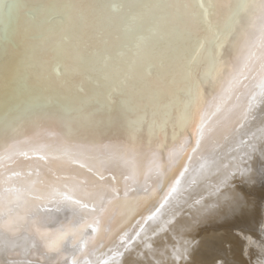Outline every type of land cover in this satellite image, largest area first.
I'll list each match as a JSON object with an SVG mask.
<instances>
[{
    "label": "bare ground",
    "instance_id": "obj_1",
    "mask_svg": "<svg viewBox=\"0 0 264 264\" xmlns=\"http://www.w3.org/2000/svg\"><path fill=\"white\" fill-rule=\"evenodd\" d=\"M163 2L168 0H0V129L8 121L18 133V139L30 141L20 148V152L27 155L0 161V172H4L5 177L11 176L12 172L20 174L7 184L0 182V195L5 188H23L31 182H35L36 188L32 196H21L19 201L12 203L13 224L7 229L3 226L7 217L0 202V264H86L97 257L104 264H217L222 258L226 259L222 264H247L239 257L232 258L224 249L211 253L213 249L210 248L208 253L207 247L212 240L216 241V246L224 243L225 235L230 233L227 229L230 223L223 220L224 217L249 219L256 213V198L260 199L264 187V99L257 97L249 108L252 92L258 91L256 81L251 79L228 94L225 112L221 114V118L227 117L226 130L222 128L213 141L205 145L206 153L196 154L189 172L181 177L179 192L167 202L161 200L163 193H160L154 198L155 206L141 212L131 224L128 221L135 212L118 217L114 237L104 233L88 239L93 237L89 228L80 236L84 241L83 250L72 246L71 234L57 246L49 247L59 231L77 228L83 217L74 214L67 204L54 202L41 203L40 207L45 210L39 214L33 210L34 198L44 185L57 176L75 174L58 171L59 162H51L50 157L58 154L56 150L66 138L70 118L80 114L79 105L74 103V97L80 95V87L91 92L97 78L102 80L105 73H113L122 62H135L140 58L136 38L147 34L152 18L130 6ZM247 2L258 4L259 0ZM97 3L108 7L105 11L51 7ZM257 14L256 9H250L244 14V23L235 29L228 47L230 64H235L238 59L242 61L246 40L258 35L248 24L249 18ZM163 41V33H157L151 43L159 48ZM211 41L209 37V46ZM116 49L122 51V58H117L108 67L97 62L98 54H108ZM54 57L61 61V73L65 72L66 66L71 70L69 76L56 75L52 64ZM227 77L228 72H224L220 79L225 82ZM218 91L202 90L206 105ZM173 92L174 96L170 94L163 102L173 105L169 114L175 118L179 115L175 108L181 98L179 84ZM95 142L112 144L113 150L120 145L135 144L141 153L136 160L141 185L149 173L151 155L148 146L156 150L157 143L163 145L157 151V156L162 157L157 163L165 165L168 151L179 147V141L173 143L171 126L166 135L157 137L149 133L146 124L131 136L112 129ZM39 145L49 146L52 150L48 158L40 159L45 153L31 150ZM205 157L212 163L198 173ZM79 178L83 180L85 176L81 174ZM148 183L159 190L160 181L154 174ZM123 191L121 180V195ZM156 208L160 211L152 216ZM136 221L140 223L136 224ZM219 222L222 224L216 226ZM125 224L127 227H123ZM133 224H136L135 230H131ZM37 229L49 235L42 238ZM125 232L128 235L121 240ZM239 246L234 249L239 250ZM206 252L212 257L206 256Z\"/></svg>",
    "mask_w": 264,
    "mask_h": 264
},
{
    "label": "snow or ice",
    "instance_id": "obj_2",
    "mask_svg": "<svg viewBox=\"0 0 264 264\" xmlns=\"http://www.w3.org/2000/svg\"><path fill=\"white\" fill-rule=\"evenodd\" d=\"M51 7L105 11L108 5L97 3ZM130 7L152 18L147 34L136 38L140 58L135 62H122L113 73H105L102 80L97 78L91 92L80 87V95L74 97L80 114L70 118L66 138L56 150L58 154L50 157L51 162H59L58 171L75 174L57 176L44 185L34 198L33 210L37 214L45 210L40 207L41 203L54 202L57 205L67 204L72 207L74 214L83 217L77 228L59 231L49 247L57 246L71 234L72 246L83 250L84 241L80 236L86 229L90 228L93 234L88 239L104 233L114 237L118 217L124 213L135 212L128 221L131 224L137 215L155 206L154 198L160 196V193H163L161 200L167 202L169 197L179 192L181 177L189 172L196 154L206 153L208 149L205 145L211 143L222 128L226 130L227 117L221 118V114L225 112L226 100L233 88L243 86L250 79L254 80L258 91L252 92L249 108L257 97L264 99V0H259L258 4H250L247 0H168ZM250 9H256L258 13L248 21L258 35L255 39L246 40L242 61L238 59L235 64H230L227 58L230 55L228 47L232 44L235 29L244 23V14ZM157 33H163L164 36L159 48L151 43ZM209 37L212 38L211 46ZM122 55L118 49L108 54L100 53L97 62L108 67L117 58H122ZM60 63L59 58H53V71L58 77L69 76L71 70L67 66L64 73L60 72ZM145 65L148 66L147 71ZM224 72H228V77L222 82L220 77ZM177 84L180 86L181 98L175 103L179 115L174 118L169 114V108L173 105L163 101L170 94L174 96L173 89ZM206 89H219L207 105L202 95V90ZM143 124L147 125L150 134L157 137L166 135L171 126L173 143L179 141V147L168 151L165 165L157 163L158 159H162L157 156V151L163 145L157 143L156 150L149 145V173L141 185L136 166L141 153L135 144L120 145L113 150L112 144L95 141L112 129L121 135L131 136ZM186 133L188 135L185 139ZM0 135L3 136L0 161L11 160L16 155H27L20 152V148L30 141L18 139V133L8 121L0 129ZM31 150L44 152L45 156L40 159L48 158L52 151L46 145L33 146ZM211 163V159L205 157L197 172L206 170V166ZM81 174L85 179L79 178ZM153 174L160 181L159 190L148 183ZM19 175L12 172L11 176L5 177L4 172H0V182L7 184L12 177ZM121 180L123 195L120 192ZM34 191L35 182L26 183L23 188L4 189L0 202L3 204V214L7 217L3 220L6 229L13 224L12 203L19 201L21 196H32ZM159 211L160 208H156L152 216ZM139 223L136 221V224ZM136 224H133L131 230H135ZM123 227H127V224ZM37 233L42 238L49 235L39 229ZM127 235L125 232L121 240ZM95 252L93 245V256ZM86 264L104 262L97 257Z\"/></svg>",
    "mask_w": 264,
    "mask_h": 264
},
{
    "label": "rangeland",
    "instance_id": "obj_3",
    "mask_svg": "<svg viewBox=\"0 0 264 264\" xmlns=\"http://www.w3.org/2000/svg\"><path fill=\"white\" fill-rule=\"evenodd\" d=\"M263 195H264V187H262V193L260 199L256 198V203H255L256 208H254V210L256 209V213L250 215L249 219L246 218V219L234 220L231 217L223 218V220L226 219L230 223V226L227 229L230 230L231 234L228 233L227 235H225L224 243L221 242L217 246L215 245L216 241L214 240L210 241L209 242L210 245L208 243L209 247H207L208 253L211 252L210 250L212 249L213 251L211 253H216L219 249H220L219 251L221 250L223 251L224 249L228 252V254L232 258L239 257L240 260L243 261L245 260L247 264H264V196ZM250 207L251 206H249V208ZM253 218H256V220L253 221L252 220ZM221 224L222 223L219 222V224H217L216 226H220ZM211 243L214 244V246L211 245ZM238 246L240 247L239 250L234 249V247H238ZM207 252L205 255L209 256ZM209 257L212 256L210 255ZM224 260L223 258L221 259V262L219 260L218 261L219 264L220 263L222 264Z\"/></svg>",
    "mask_w": 264,
    "mask_h": 264
}]
</instances>
